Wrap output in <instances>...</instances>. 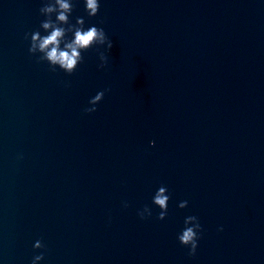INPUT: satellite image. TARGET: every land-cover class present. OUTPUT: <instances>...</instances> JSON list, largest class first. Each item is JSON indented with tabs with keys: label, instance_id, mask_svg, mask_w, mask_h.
<instances>
[{
	"label": "clouds",
	"instance_id": "1",
	"mask_svg": "<svg viewBox=\"0 0 264 264\" xmlns=\"http://www.w3.org/2000/svg\"><path fill=\"white\" fill-rule=\"evenodd\" d=\"M85 12L88 17L97 16L100 10V0H84ZM74 10L72 0H44L43 5L39 9L41 16L45 17L41 21L40 30L30 34V43L28 52L30 55L39 54L38 62H47L50 69L55 71L57 68L71 75L74 73L84 60L82 53L97 46L105 47L107 52L113 47L112 40L108 37L105 30L95 25L85 29L84 17H77L75 23L70 21V16ZM55 15V20L52 19ZM71 34V36H69ZM25 38H28L26 34ZM100 64L99 68H104L108 63V55L105 52H99ZM105 89L97 92V94L89 100L90 107H86L84 112L91 114L97 111L98 105L104 98ZM152 145L155 141L150 142ZM170 194L166 186H160L152 197V203L160 209L157 215L158 220H165L168 213V202ZM188 206V201H181L178 207L183 209ZM127 207V204H125ZM140 219L151 217L152 210L147 205L138 211ZM222 231L223 229H219ZM203 229L199 218L195 215H189L184 219V228L178 234V242L188 249V255L195 256L198 247V241L201 238ZM34 249H46V246L41 240L35 241ZM44 259V252L35 255L32 259V264H39Z\"/></svg>",
	"mask_w": 264,
	"mask_h": 264
}]
</instances>
